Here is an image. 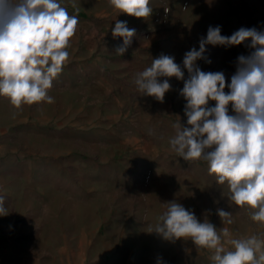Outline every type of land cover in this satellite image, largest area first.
Returning <instances> with one entry per match:
<instances>
[{"label": "rangeland", "instance_id": "obj_1", "mask_svg": "<svg viewBox=\"0 0 264 264\" xmlns=\"http://www.w3.org/2000/svg\"><path fill=\"white\" fill-rule=\"evenodd\" d=\"M76 1L78 12L72 0H59L78 16V27H94L90 22L102 15L126 16L108 0ZM176 14L163 30H136L124 54L135 68L111 73L106 88L85 90L83 99L77 85L90 81H76L71 56L49 90L55 103L24 105L13 117L16 110L0 96V195L9 211L0 216V264H157L158 258L163 264H212L211 250L197 252L191 240L173 242L150 232L164 203L173 200L201 222L227 228L226 248L230 238L264 233L246 211L230 205L227 184L216 183L206 162L185 161L171 150L173 125H186V101L179 95L184 82L171 78L163 103L140 96L134 83L136 73L161 54L183 67L184 54L199 50L209 26H221L226 36L241 27L264 30V0H179ZM114 25L104 23L99 36L112 40ZM250 51L244 44L206 45L211 63L197 64L223 72L230 83L237 57ZM217 209L231 211L233 223L222 222Z\"/></svg>", "mask_w": 264, "mask_h": 264}, {"label": "clouds", "instance_id": "obj_2", "mask_svg": "<svg viewBox=\"0 0 264 264\" xmlns=\"http://www.w3.org/2000/svg\"><path fill=\"white\" fill-rule=\"evenodd\" d=\"M108 3L118 15L147 18L153 14L150 0ZM72 7L79 11L75 0ZM78 25V16L70 15L59 0H0V96L16 110L13 117L24 105L55 103L48 93L69 60ZM112 36L122 38L115 52L123 56L136 29L116 20ZM241 44L251 51L237 57L230 83L223 72L203 71L197 64L201 59L211 63L204 55L206 45ZM182 64L166 54L152 59L149 67L136 73V91L163 103L172 89L170 79L184 82L179 95L186 101V125L180 120L173 125L171 150L185 161L206 162L216 183L227 184L230 205L246 211L251 221L264 228V30L241 27L226 36L221 26H209L206 37L199 40V50L187 51ZM4 203L0 195V216L9 215ZM164 204L165 211L150 232L173 242L191 240L197 252L211 250L212 264H264V233L230 238L229 249L222 243V237L231 235L227 228L217 229L207 218L201 222L175 200ZM217 214L222 222L233 223L231 211L217 209ZM157 264L163 261L158 258Z\"/></svg>", "mask_w": 264, "mask_h": 264}, {"label": "crops", "instance_id": "obj_3", "mask_svg": "<svg viewBox=\"0 0 264 264\" xmlns=\"http://www.w3.org/2000/svg\"><path fill=\"white\" fill-rule=\"evenodd\" d=\"M77 2L75 0L76 6L79 7L80 5ZM178 3L179 0H150L153 14L147 18H135L127 14L124 18L116 15H102L90 22L95 25L94 27H78L68 51L70 56L74 58L75 70L79 73V75H76V81L83 80V78L90 81V84L80 83L77 85L81 87L79 91L81 99L88 96L85 90L106 88L105 79L111 73L131 71L135 68L130 59L128 60L125 55L122 56L115 52V49L123 43L122 38L105 40V35L99 36V32H104L100 31L104 23H116V20H120L127 21L129 28H135L140 32L152 28L163 30V26L169 23L171 18H177ZM101 6L106 7V5ZM168 13H171L169 19L167 18ZM96 71L99 73L98 77L94 74Z\"/></svg>", "mask_w": 264, "mask_h": 264}]
</instances>
